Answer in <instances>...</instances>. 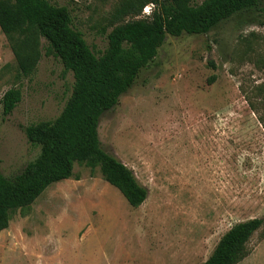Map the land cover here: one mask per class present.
Segmentation results:
<instances>
[{
  "label": "rangeland",
  "instance_id": "374dc122",
  "mask_svg": "<svg viewBox=\"0 0 264 264\" xmlns=\"http://www.w3.org/2000/svg\"><path fill=\"white\" fill-rule=\"evenodd\" d=\"M53 3L68 7L73 28L101 55L120 0ZM46 48L40 39L36 71L25 78L0 29V159L8 179L40 154L24 128L57 119L72 95L73 74ZM10 89L22 100L4 117ZM99 140L147 189L145 203L132 208L98 167L76 163L71 179L10 214L0 264H203L233 226L264 220V2L206 35L167 36L101 117ZM248 250L239 264H264V227Z\"/></svg>",
  "mask_w": 264,
  "mask_h": 264
},
{
  "label": "trees",
  "instance_id": "16d2710c",
  "mask_svg": "<svg viewBox=\"0 0 264 264\" xmlns=\"http://www.w3.org/2000/svg\"><path fill=\"white\" fill-rule=\"evenodd\" d=\"M56 0H0V29L17 59L21 75L31 77L40 59V39L67 73H72V95L57 119L24 128L28 142L40 154L13 179L2 173L0 159V234L12 212L34 203L51 185L73 177L76 163L97 167L104 180L120 191L132 208L141 207L148 191L133 171L103 151L99 140L101 117L113 110L134 86L142 70L157 57L167 36L206 35L221 22L251 11L264 0H120L110 18L108 45L97 56L81 32L73 28L71 13ZM106 2L108 0H99ZM152 6L148 16L143 10ZM215 77L209 79V84ZM22 100L20 89L2 98L4 117ZM251 107L256 109L252 104ZM263 219L233 226L203 264H239L248 255Z\"/></svg>",
  "mask_w": 264,
  "mask_h": 264
}]
</instances>
